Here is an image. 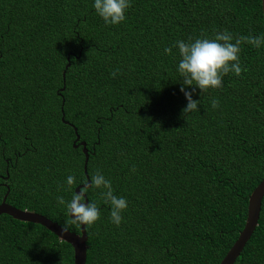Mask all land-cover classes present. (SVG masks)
<instances>
[{
  "label": "trees",
  "instance_id": "1",
  "mask_svg": "<svg viewBox=\"0 0 264 264\" xmlns=\"http://www.w3.org/2000/svg\"><path fill=\"white\" fill-rule=\"evenodd\" d=\"M130 2L124 22L106 25L94 0H0V201L7 191L5 204L63 228L57 197L85 183L74 128L88 181L100 171L128 201L116 226L102 189L89 190L101 217L84 225V264H218L264 178V45L243 44L247 71L197 89L199 111L186 114L172 46L222 30L264 35L260 0ZM0 264H73V252L0 215ZM233 264H264V195Z\"/></svg>",
  "mask_w": 264,
  "mask_h": 264
},
{
  "label": "clouds",
  "instance_id": "2",
  "mask_svg": "<svg viewBox=\"0 0 264 264\" xmlns=\"http://www.w3.org/2000/svg\"><path fill=\"white\" fill-rule=\"evenodd\" d=\"M93 7L96 13L104 20L106 25H118L125 21L127 10L131 7L130 0H94ZM243 44H251L259 49L264 45L262 36H234L227 30L217 31L212 37L201 33L199 38H189L187 42L178 40L172 47L178 48L180 60L178 63V74L182 78L180 91L184 94L187 105L182 110L183 114L199 111L200 100H194L196 90L200 93L209 89H220L223 87V78L230 72L237 77L246 68L241 67L240 53ZM172 47H166L164 52L172 54ZM118 70L112 73L115 77ZM190 88L191 91L187 89ZM218 98H212L211 107L219 108ZM136 169L133 166L132 172ZM67 186L71 190L77 183L75 175L67 177ZM61 187V186H58ZM90 189H102L101 197L105 204L111 207L110 217L112 222L119 226L122 222V213L128 207L126 198L114 194L110 180L100 172L91 175L90 183H83L79 194L73 193L71 199L65 201L63 196L57 197V203L65 207L66 221L62 230L68 232L72 225L92 226L101 217L99 206L94 202L87 201V193Z\"/></svg>",
  "mask_w": 264,
  "mask_h": 264
},
{
  "label": "water",
  "instance_id": "3",
  "mask_svg": "<svg viewBox=\"0 0 264 264\" xmlns=\"http://www.w3.org/2000/svg\"><path fill=\"white\" fill-rule=\"evenodd\" d=\"M260 10H261V17L264 26V0H260ZM68 66L66 64L65 68ZM63 77V73H62ZM62 121V117L60 119ZM73 133L75 135L74 141L72 143V147L76 148L77 146L81 147V153L83 155V163H82V172L85 178V183L89 182L86 174V163H87V151L85 149L83 142H78V136L76 135V131L73 128ZM77 145H75V143ZM90 183V182H89ZM83 185H79L74 189V193L79 194V189H81ZM6 193L3 195L0 201V215H6L14 220L20 222H27L37 224L51 234H53L59 241H62L68 244L73 252V264H84L85 262V242H86V235L84 231V225L79 226V233H71V232H64L60 226L56 223L51 222L50 220L46 219L45 217L28 212V211H20L7 205L4 203ZM264 195V178L252 189L248 198H247V206H246V215L243 223V227L241 231L238 233L236 240L233 242L229 250L226 252L224 257L218 264H233L235 259L239 256V253L243 249L246 242L249 240L250 236L252 235L258 220L259 210H260V203L261 199Z\"/></svg>",
  "mask_w": 264,
  "mask_h": 264
}]
</instances>
